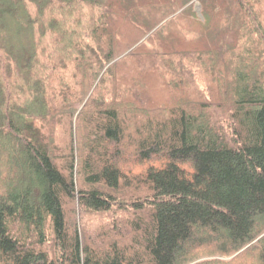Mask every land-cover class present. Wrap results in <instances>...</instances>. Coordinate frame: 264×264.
<instances>
[{
	"label": "trees",
	"instance_id": "16d2710c",
	"mask_svg": "<svg viewBox=\"0 0 264 264\" xmlns=\"http://www.w3.org/2000/svg\"><path fill=\"white\" fill-rule=\"evenodd\" d=\"M203 251L264 264V0H0V264Z\"/></svg>",
	"mask_w": 264,
	"mask_h": 264
},
{
	"label": "rangeland",
	"instance_id": "374dc122",
	"mask_svg": "<svg viewBox=\"0 0 264 264\" xmlns=\"http://www.w3.org/2000/svg\"><path fill=\"white\" fill-rule=\"evenodd\" d=\"M195 7H196L195 11L197 12V15H198L199 14L198 5H195ZM173 30L175 32L177 31L187 32L188 27L184 23H181L178 25H173ZM105 223H107V221L104 220L103 218L94 220L95 225H101ZM240 257H241V253H237V254L230 255V256H222V255H218L216 253H212L209 251H203V253H201V255L199 256V259L195 260L191 264H196V263L205 262V261L220 262L221 264H242V262L243 264H257L255 263L256 260H254V258H249V259H246L245 261H242Z\"/></svg>",
	"mask_w": 264,
	"mask_h": 264
}]
</instances>
